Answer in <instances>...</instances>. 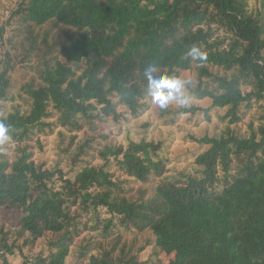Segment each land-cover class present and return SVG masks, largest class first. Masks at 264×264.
I'll list each match as a JSON object with an SVG mask.
<instances>
[{
	"label": "trees",
	"instance_id": "1",
	"mask_svg": "<svg viewBox=\"0 0 264 264\" xmlns=\"http://www.w3.org/2000/svg\"><path fill=\"white\" fill-rule=\"evenodd\" d=\"M261 2L17 0L0 26L1 44L14 23L53 22L77 33L45 58L40 83L28 88L29 111L0 114L19 152L12 161L0 148V208L18 214L17 230L0 225V264H12L17 251L24 264H67L89 227L100 229L99 236L83 245L73 264H264V103L258 125L251 122L243 133L237 128L254 102H264ZM193 45L206 54L203 61L188 55ZM12 60L9 51L0 60V110ZM153 65L168 75L194 72L190 93L212 102L186 111H204L211 120L215 110L226 122L219 132L196 138L202 148L194 172L167 175L162 142H108L99 130L110 119L128 120L121 108L135 116L149 107L144 71ZM58 125L88 126L96 135L86 145L104 162L89 161L74 177L38 163L26 142ZM100 138V146L89 144ZM78 150L77 159L91 153L84 144ZM112 160L140 182L137 197L121 193L123 181L108 168ZM121 226L133 231L131 240L123 241ZM41 239H49L48 253L29 256L26 249Z\"/></svg>",
	"mask_w": 264,
	"mask_h": 264
},
{
	"label": "rangeland",
	"instance_id": "2",
	"mask_svg": "<svg viewBox=\"0 0 264 264\" xmlns=\"http://www.w3.org/2000/svg\"><path fill=\"white\" fill-rule=\"evenodd\" d=\"M261 1L249 0L250 6H261ZM16 3L17 0H0V26L9 19ZM76 33L77 30L75 28L53 22L44 25L14 23L12 29L7 28L4 35L6 40L4 44L0 42V60L3 58L4 53L9 51L12 54V63L15 67L11 72V86L8 90V98L3 101V108L0 110L1 115H7L15 109H19L22 112L29 111L31 98L28 88L31 84L38 85L40 83L45 58H51L56 55L61 46L68 43L70 36ZM179 76L188 80L186 88L188 105L186 107L172 104L166 109H161L151 99L149 107L139 115L134 116L126 108H121L120 111L126 113L128 120L117 122L110 119L99 126V130L107 135L108 142L115 141L127 144L131 140L140 141L142 139L162 142L160 155L168 159L169 171L167 175L170 176H179V173L183 171L194 172L196 170L194 157L202 148L196 142V138H200L205 134H214L226 126V122H222L218 118L215 110L210 111L211 120L206 119L204 111H186L193 105L206 108L211 105L212 100L210 98L197 99L190 93V87L195 86L197 82L194 72L183 70ZM189 83L191 84L190 87ZM263 103L254 102L251 109H247L246 118L237 127L240 132L249 131L251 122H255L256 125L260 123L259 117ZM73 135H75V138L72 141ZM93 135L96 134L91 132L88 126H85L82 130H71L58 125L54 127L53 131L39 133L34 136V139L26 143L34 152V159L38 163H43L51 169L59 167L63 170L65 176L74 177L76 172L87 162L91 161L95 164L104 162L100 158L99 153H95L94 150L86 145L88 140L93 138ZM99 140V144H97V140H92L89 144L97 147L100 146L101 142H105L101 138ZM83 144L91 153L77 159L78 147ZM67 147H70L68 151H66ZM0 148L12 161L19 154L18 144L11 139L6 144L0 145ZM108 168L114 170L116 176H119L123 181L121 193L129 197H137L139 195L138 189L141 186L139 181L119 171L114 160L109 163ZM103 214L104 217L108 216L105 213ZM86 221H88V216L82 219V222ZM3 222L12 231L17 230V212L0 208V225ZM121 230L123 232V241L131 240L134 237L132 230H126L122 226ZM99 231L100 229L93 230L89 227L81 232V237L73 246L72 254L68 258L67 264L75 262L78 251L82 249L89 239L99 236ZM13 235L11 234V236ZM49 249V239H41L34 247L26 249V252L29 256L39 253L46 255ZM150 253V248L144 251L141 256L142 260L149 258ZM161 258L164 262H167L170 257L163 253ZM24 259L25 257L19 251L14 255H10L12 264H24Z\"/></svg>",
	"mask_w": 264,
	"mask_h": 264
},
{
	"label": "clouds",
	"instance_id": "3",
	"mask_svg": "<svg viewBox=\"0 0 264 264\" xmlns=\"http://www.w3.org/2000/svg\"><path fill=\"white\" fill-rule=\"evenodd\" d=\"M188 55L194 60L203 61L206 58V54L195 45L189 48ZM144 78L147 81L148 94L159 108L166 109L172 104L180 107L188 105V80L178 75L161 73L155 65L145 69ZM8 131V126L0 121V145L9 141Z\"/></svg>",
	"mask_w": 264,
	"mask_h": 264
}]
</instances>
